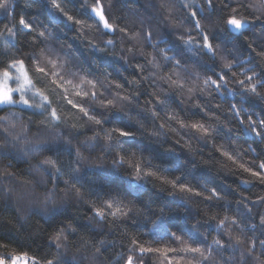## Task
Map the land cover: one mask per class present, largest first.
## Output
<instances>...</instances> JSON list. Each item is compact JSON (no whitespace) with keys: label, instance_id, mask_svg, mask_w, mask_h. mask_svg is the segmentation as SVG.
<instances>
[{"label":"clouds","instance_id":"1","mask_svg":"<svg viewBox=\"0 0 264 264\" xmlns=\"http://www.w3.org/2000/svg\"><path fill=\"white\" fill-rule=\"evenodd\" d=\"M0 264H264V0H0Z\"/></svg>","mask_w":264,"mask_h":264},{"label":"trees","instance_id":"2","mask_svg":"<svg viewBox=\"0 0 264 264\" xmlns=\"http://www.w3.org/2000/svg\"><path fill=\"white\" fill-rule=\"evenodd\" d=\"M147 147V146H146ZM151 151L153 152H156L158 156H160V153H159V150L158 149H155V148H152L150 149ZM161 159H163L164 157L163 156H160ZM201 175L206 179L208 180L209 182L213 183V184H216L218 187L220 186L218 184V182L216 181V179L214 177H212L210 174H208L206 171L204 170H201Z\"/></svg>","mask_w":264,"mask_h":264},{"label":"snow or ice","instance_id":"3","mask_svg":"<svg viewBox=\"0 0 264 264\" xmlns=\"http://www.w3.org/2000/svg\"><path fill=\"white\" fill-rule=\"evenodd\" d=\"M98 14H99V11H98ZM156 251H160L163 254L166 251V249H158Z\"/></svg>","mask_w":264,"mask_h":264}]
</instances>
